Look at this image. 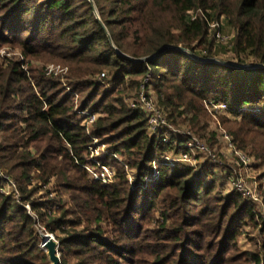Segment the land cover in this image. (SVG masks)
Listing matches in <instances>:
<instances>
[{
    "label": "trees",
    "instance_id": "trees-1",
    "mask_svg": "<svg viewBox=\"0 0 264 264\" xmlns=\"http://www.w3.org/2000/svg\"><path fill=\"white\" fill-rule=\"evenodd\" d=\"M93 2L112 44L88 0H0V46L66 66L71 88L43 65L28 76L21 60L0 63V169L21 197L0 193V264H51L37 223L58 241L61 264H264V219L255 204L235 189L219 192L223 173L209 156L198 169L165 164L162 156L185 150L186 137L176 132L163 140L150 131L145 110L125 101L137 100L148 76L146 90L168 122L201 137L211 119L205 100L223 102L220 119L232 142L263 168L264 67L207 59L264 64V0ZM211 21L218 26L210 28ZM217 31L232 34L227 44ZM164 45L203 60L168 48L134 61ZM103 70L110 87L95 78ZM76 105L98 114L89 133ZM92 136L124 158H101L115 168L110 184L82 167ZM152 161L159 176L147 181ZM126 167L135 170L132 188ZM51 179L50 196L42 188ZM244 230L258 232L253 248L240 247Z\"/></svg>",
    "mask_w": 264,
    "mask_h": 264
},
{
    "label": "rangeland",
    "instance_id": "rangeland-1",
    "mask_svg": "<svg viewBox=\"0 0 264 264\" xmlns=\"http://www.w3.org/2000/svg\"><path fill=\"white\" fill-rule=\"evenodd\" d=\"M223 35H226L227 38L225 39H222L220 42L222 43H226L228 42V40L230 39L231 37V33H221ZM7 59H10V60H18L20 62L23 61V67L22 69L24 71H26L27 75L29 76L30 75V67L32 66H42L43 65V68L45 70V74H52L54 76H58V80L61 82L62 84V87L64 89H66L68 92L70 91L71 92V88L67 85V81L64 77V74L66 73L67 71V67L66 66H62L60 64H57V63H52V62H48V63H45L43 64L42 62L40 61H34V60H30L28 58H26L20 50L16 49V48H12L11 46L9 45H5V46H0V63L1 62H5ZM22 63V62H21ZM47 68H51V71L48 72L47 71ZM104 72V76H101V73ZM95 78L101 82L103 85H108L105 78H106V72L103 70L101 72H99L98 74L95 75ZM111 85H108L106 87H110ZM151 95V94H150ZM153 98V97H152ZM131 99H134L132 96H128L125 98V101L128 103ZM74 102L77 104L78 103V93L75 94L74 96ZM77 109L75 110L76 113H78L79 115H84L87 117L88 120H85L83 121L82 119V124H84L86 126V128H88V130H90V126L92 124L90 120V117L92 116L89 112V110H81L77 105H76ZM95 118H97L98 114H93ZM224 115V114H222ZM220 116L221 114L217 115V123H214L215 121L212 120V117L209 122V132H207V135L205 137H201V136H198L197 134H195L193 131L189 130L191 132V134H193L194 136H196L202 143H204V145L206 147H208V149L212 152V153H215L217 155V158L215 161L211 160V162H214L215 165H218L216 166V170H219L220 172L223 173V179H220L217 181V184L219 183L220 184V187H219V192L221 194H225L226 192H229L231 190H233L232 186H231V181L229 180V176L231 174H233V172L236 170V171H240L241 173V177L244 176V182L247 186L248 189H251L253 190L254 187H257L256 189V192H260V197L262 199V204L261 203H254L255 206L253 207L254 210H257L258 212H260V215H263L264 214V167L261 168H257L255 167L253 164L256 163L257 161H254L253 159V156L252 155H249L245 152V155H248L249 158L251 159L250 160V163L248 166H237L235 161H234V158H231L226 152L225 150V144L222 140V136L220 135V127H222V129H225L224 126L222 125V122H221V119H220ZM169 125L168 126H164L160 132L166 134V135H170L173 136L174 135V131L176 130H181V131H187L188 128H186L185 126H182V125H178V126H174L172 123H168ZM214 128L216 130H218V132L216 130H214ZM150 129V128H149ZM214 131V132H213ZM210 132H212L213 134V139H214V143L210 146L207 142V139L210 137ZM157 134V133H156ZM165 137V136H163ZM90 146V148L86 151V159L88 161V163H93L94 160H97L100 159L102 157H105L106 155V150H108V146L106 143L102 142L101 139H96V140H93V142H89L87 144L86 147ZM109 151V150H108ZM110 152V151H109ZM117 155V160L118 161H123L124 158L122 155H119L118 153H115ZM169 155H172L171 153H168ZM194 155H196V157H199L197 158L198 159V165L196 167V169L199 168V165L200 163L202 164L203 161L205 159H207V156L208 154L207 153H199L197 154V151H194ZM199 155V156H198ZM113 157V156H111ZM114 158V157H113ZM115 158V159H116ZM111 165V164H110ZM89 166V165H88ZM113 167V165H111ZM83 168L86 170V168L83 166ZM114 168V167H113ZM238 168V169H237ZM126 169V175L130 172V171H133V169H130L128 167L125 168ZM1 171V169H0ZM87 171V170H86ZM114 171H115V168H114ZM3 173V175H6V176H9L7 175L6 173H4L3 171H1ZM88 173V171H87ZM10 177V176H9ZM127 177V176H126ZM205 178H208V176H205ZM11 179H13L12 177H10ZM134 178V177H133ZM132 178V179H133ZM228 178V179H227ZM128 179V178H127ZM1 180V184H0V188L2 189H7L6 187V183L4 184V181L3 179H0ZM14 181V179H13ZM115 181V179H114ZM113 181V182H114ZM15 182V181H14ZM4 184V185H3ZM16 184V183H15ZM53 179H51L50 183L48 185H45L43 186V190L45 189H48L50 190V196L54 194V187H53ZM258 186H259V189H258ZM0 193L4 194V195H11V193H4V192H1ZM20 194V193H19ZM38 193H36L34 195V197H38ZM259 195V194H258ZM13 196V195H12ZM14 197V196H13ZM15 198V197H14ZM21 198V197H20ZM16 200V198H15ZM249 200V199H248ZM16 201H20L19 200H16ZM251 201V200H249ZM252 202V201H251ZM25 204H28V203H24L23 205ZM26 209V208H25ZM27 212L32 215V217L37 218L36 214L31 210V207L29 205V209L27 210ZM258 217L261 218V216L259 214H256ZM35 231L37 233H45V229L43 228V226L40 224V223H37L35 225ZM52 235V234H51ZM52 237L54 238V236L52 235ZM55 239V238H54ZM56 242H58L56 239H55ZM260 242V237L258 235V232L255 231L254 233H250L248 232L247 230H244L242 232V235L240 237V240H239V245L240 247L242 248H253L255 246V244H258ZM41 245V243L39 244V246ZM58 249V247H57ZM59 253V252H58Z\"/></svg>",
    "mask_w": 264,
    "mask_h": 264
},
{
    "label": "built area",
    "instance_id": "built-area-1",
    "mask_svg": "<svg viewBox=\"0 0 264 264\" xmlns=\"http://www.w3.org/2000/svg\"><path fill=\"white\" fill-rule=\"evenodd\" d=\"M197 12H199V11H197ZM194 17H195V13H192L191 18L193 19ZM218 24H219L218 21H211V22H209L208 25L210 28H216L218 26ZM215 37L217 39H219L220 41L222 39L227 38L226 35L221 34L219 31H217L215 33ZM47 71L50 72L51 68H47ZM101 76H104V72L101 73ZM147 79H148V76L144 77L143 82L140 84L137 100L131 99L128 102V104L130 107L140 106L143 110H145L147 117H148V125L150 128V131L152 133L156 134V133H160V130L164 126H168L169 122L165 118L162 111L155 105L153 98H152V95H150V92H148V90H146L145 82L147 81ZM204 107L206 108L208 113L211 115L212 120H214V121L216 120L214 123H217V115H219L220 113H223L224 111L227 110V106L225 103L215 101L212 98H208L205 100ZM91 115L92 116L90 117L89 121L93 122L96 118L94 117L93 114H91ZM86 129H87V133H89L88 128H86ZM214 130H216V129L214 128ZM216 131L218 132V130H216ZM176 132H178V133H180L186 137V139L183 142V146H184L185 150L180 151L177 154H172V155L165 154V155H163L162 158H163V161L165 164H167L168 166H174L176 163L181 162V163H184V164L189 165V166L196 169V167L198 165V159L194 155V151H196V150L207 153L211 160H213V161L216 160L217 155L215 153H212L208 149V147H206L204 145V143H202L196 136L191 134L189 129L187 131H181V130L174 131V133H176ZM219 132H220V135L222 136V140L225 144V147H226L225 150H226V152H228L227 154L231 158H234L236 165L237 166H243V167L248 166L250 163V160H251L249 158V156L245 155V153H243L241 150H239L235 146V144L232 142L231 136L228 134V132L225 129H222V127H220ZM163 136H165V137H163ZM162 138L165 141H169L171 139L170 135H166L164 133H162ZM96 139H97V137L92 136L90 139V142H93V140H96ZM86 148L88 150L90 148V146H88ZM107 154H110L114 158L117 157V155L115 153L109 152L108 150H106V155ZM120 162H122V161L120 160ZM83 166L88 171L89 176L92 179L99 181L102 185L110 184L115 179L114 168L108 163H101V160L98 158H97V160H94V162L91 164L90 163L82 164V167ZM134 175H135V170L130 171L126 175L128 180L131 183V188L133 187V184H132L133 179L132 178L134 177ZM158 176H159V170L157 168V163H156V161H152L151 162V172H150V175L146 178V180L147 181H153V180L157 179ZM229 178H230L229 180L231 181L232 188L235 189L238 193H240L243 197L251 200L255 204L256 203L262 204V199L260 197L261 193L256 192L257 187H254L253 190L248 189L245 182H244V176L241 177V173L239 170L238 171L235 170L233 172V174H231L229 176ZM0 179H3L4 184L6 183V187H7V189L0 188V191L7 193V194L11 193L16 198V200H19L20 194H19V191H18L16 184L13 181V179H11L9 176L3 175V173L1 171H0ZM258 189H259V186H258ZM23 206L26 208V210L29 209V203L25 204ZM253 212L260 215V212H258L257 210L253 209ZM260 216L262 219H264V214L260 215Z\"/></svg>",
    "mask_w": 264,
    "mask_h": 264
},
{
    "label": "water",
    "instance_id": "water-1",
    "mask_svg": "<svg viewBox=\"0 0 264 264\" xmlns=\"http://www.w3.org/2000/svg\"><path fill=\"white\" fill-rule=\"evenodd\" d=\"M88 1L90 2L91 7L93 9V12H94L96 18L98 19L99 23L102 25V27L104 28L105 32L108 34V32L106 30V27L104 26V24L100 20V17H99V15L97 13V10H96V7L94 5L93 0H88ZM108 38H109V40H110V42L112 44V40H111L109 34H108ZM168 48H175V49L182 50V51L188 53L189 56L193 57L194 59L203 60V59L197 57L196 55H194L188 49L183 48L181 46L164 45V46L160 47L159 50L157 51V53H155L154 55L145 56V57H141V58H138V59H134V61H144V60L152 59L154 56H156L157 54H159L160 52H162L163 50L168 49ZM122 55H125V54H122ZM127 57H129V56H127ZM207 60L214 61V62H219V63L226 64V65H229V66L242 67V68L264 67V64H261V63L240 64V63L231 62V61H224V60H220V59H216V58H209ZM39 235L41 237V245H40V247L43 250L46 251L50 263L51 264H61L60 263V258H59V253H58V249H57L58 242H56L55 239L52 237L51 233H49L47 231H45V233L44 232L40 233Z\"/></svg>",
    "mask_w": 264,
    "mask_h": 264
}]
</instances>
